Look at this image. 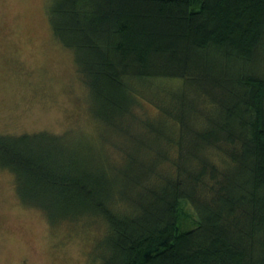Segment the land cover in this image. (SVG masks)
Returning a JSON list of instances; mask_svg holds the SVG:
<instances>
[{"label": "trees", "instance_id": "1", "mask_svg": "<svg viewBox=\"0 0 264 264\" xmlns=\"http://www.w3.org/2000/svg\"><path fill=\"white\" fill-rule=\"evenodd\" d=\"M48 16L94 116L130 142L117 161L73 134L0 133L20 200L106 223L98 264H264V0H50Z\"/></svg>", "mask_w": 264, "mask_h": 264}, {"label": "rangeland", "instance_id": "2", "mask_svg": "<svg viewBox=\"0 0 264 264\" xmlns=\"http://www.w3.org/2000/svg\"><path fill=\"white\" fill-rule=\"evenodd\" d=\"M49 7L50 0H0V133L73 134L85 153L105 148L122 161L120 146L130 141L94 116L73 51L53 34ZM176 84L164 79L158 87ZM158 87L145 97L160 98ZM135 111L142 120L158 114L147 100ZM105 231L101 220L51 224L40 207L20 200L14 173L0 167V264H98Z\"/></svg>", "mask_w": 264, "mask_h": 264}]
</instances>
